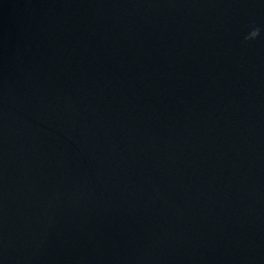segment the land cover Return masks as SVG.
I'll list each match as a JSON object with an SVG mask.
<instances>
[{
  "label": "water",
  "instance_id": "obj_1",
  "mask_svg": "<svg viewBox=\"0 0 264 264\" xmlns=\"http://www.w3.org/2000/svg\"><path fill=\"white\" fill-rule=\"evenodd\" d=\"M0 264H264V0H0Z\"/></svg>",
  "mask_w": 264,
  "mask_h": 264
}]
</instances>
